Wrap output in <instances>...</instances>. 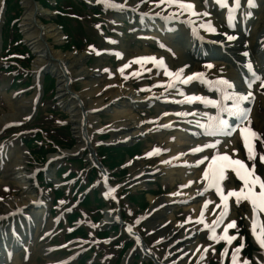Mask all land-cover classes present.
Wrapping results in <instances>:
<instances>
[{
	"label": "rangeland",
	"instance_id": "374dc122",
	"mask_svg": "<svg viewBox=\"0 0 264 264\" xmlns=\"http://www.w3.org/2000/svg\"><path fill=\"white\" fill-rule=\"evenodd\" d=\"M204 1L205 0H200V2H203V3ZM232 1L238 3L241 0H232ZM149 2L151 1L141 0L137 6L142 7L141 9L147 10L149 8V4H150ZM164 2L165 4H161L159 2H155V4L162 5V6H171V5H167V4H170L169 0H164ZM29 3L34 6L35 10L36 9L42 10V8L43 10L45 9L44 10L45 13L42 12L39 17L34 18L33 16L32 20H34V23L32 25L28 19H24L26 12H28L27 6L25 5L24 0H0V25H2L4 12L6 16L11 15V17H14V20L11 24L13 25L11 30L15 32H12L10 34V38H12L14 41H16V38L20 40V45L18 46L14 45V49H16L17 51L18 50L21 51L25 58V60H22L21 62L20 61L18 62L17 60L11 61V60L0 59V67L4 69L10 68L12 70V68L16 66L20 69L19 72L23 71L22 74L23 73L26 74V76L23 78L24 79L23 81L25 82L26 85L18 86L16 84L12 85V82H10L7 77H4V75L2 74L3 72H0V75L1 74L3 75V76H0V169L3 165V158L1 157V154L3 152L2 149L7 148L10 151L15 149L16 151L22 152L24 148L23 147L24 143L22 144L21 141L27 140L26 142H29L30 140H32L34 138V135H33V131H35L34 128H41L43 126H47L46 131H42L40 133L38 132L37 134L39 135L38 136L36 135L37 136L36 140H33L35 141L34 142L35 144L37 142V144L38 145L40 144V146H37L35 149L32 146L29 148L32 153L34 152L35 154H37L36 152H38L41 155V157L38 156L34 158L33 160L29 151L28 152L26 151L25 154H23L24 161H26L25 162L26 171L30 170V173L32 175L35 169L39 170L40 167H43V165L46 163V159L49 156L47 146H51V145L49 144V145L43 146L41 144L49 143V137H48L49 132H52L51 133L52 140H55L56 142L57 141L61 142V144L59 145L63 146L64 149H68L71 152V155L77 157L75 159L64 160L63 163L61 164L62 166L57 173V177L59 179H56V180H58L59 182L60 180H64L63 181L64 186L61 183H59V187L60 186H63V187L58 188L56 190L53 185L48 184V183L46 185L44 180L39 177L38 183L44 194H40L38 188L36 187L34 188L37 195H41L44 197L42 200H45L48 206L51 205L50 197H55L54 206H58V207H52V205L50 206L52 208L51 209L52 214L48 216L52 220L50 222V225H51L50 228L52 227L54 229V227H57V224L60 228L59 230L55 232V236H54L55 238L53 240L50 236L52 231L51 233L48 234L50 238L49 240L46 241V250H47L50 247H52V245L62 243L63 234L66 235V231L64 227L61 225V222H63L64 225L67 224V222H64V219H65L64 211L70 205L74 203L73 202L74 200H77L76 197H79L80 195L83 196L85 190H86V193L84 197H86V201L88 202V205H86V208L88 210L84 211V213L88 212L89 210H93L92 213L95 212L96 210L95 208L96 206L95 198L96 197L95 196L99 195L98 198H99L100 203L98 202L97 203L99 205L98 207H101L102 208L101 210L103 212L112 211L113 214L116 216L118 213L123 223L129 222L130 224H134V222L141 215V212L145 210L148 206H150L149 203H147V205L145 206H141L142 201H141V197H138V193L142 194V196L146 198H147V195H151L154 197L164 196L165 194L173 190H178L182 181L180 178H178L173 184H171L169 181V178L164 173L158 172L157 177H152L150 179H147L144 182L145 184L142 183L137 186L129 187L127 186L128 184L123 183L125 182L124 180H127L129 178V175H130L129 165L126 168L121 170L120 168H117L115 164L116 163L115 154L118 156L122 155L123 159L124 160L126 159L125 162H127L129 158L127 156L131 155V152H137L138 156L135 157L134 160L138 161L144 167L155 166L160 158V155L163 153V149L165 148V145H166V143L164 142L165 136L163 135H165L164 133H167L169 131L162 132L161 133L162 136L154 135L153 133H150V132H147L145 135H143L142 138L141 136H139L138 138L133 140L132 143L129 145L131 146L135 144L134 147H130L132 148L130 151L129 150H119V151L110 152V150H107V149L116 148V146L112 147L110 145H107V146H110V147H107L106 145L103 144V143L108 144L110 141L108 128L104 126L109 124L110 123L109 120L111 119L110 109L107 108L108 106L104 109L105 105H107V103L109 102L108 101L109 95L107 93L109 89L106 87L107 80L105 78L104 71L106 69H109L114 73V70L116 69V67L122 63L120 58L115 59L116 55L114 53H104V50H105L104 43L106 42L105 35L107 33L109 35H112L114 37L116 36L118 38L116 41H114V43H112V47L117 49L118 51L124 50L126 52L138 54L136 52L138 50L141 52H145L146 45L143 44L142 42L136 41V39L133 37L134 33H136V31H139V30H144V28L149 29V31H152L151 33L153 34V36L152 38H150V40L152 41H147V42L154 43L153 46L150 45L152 49H154V47H157L158 45L155 43L158 40V37H157V33L159 34V32L157 31L158 28L156 27L151 28V25H149V23L145 21L139 24L138 22L139 21L141 22V17L143 16L140 14L139 9L136 10V13L131 14L130 16L120 17L124 20V23L119 26L120 29L118 28L116 30L113 26V22L115 21L116 16L114 15L112 17L109 10L103 9V8L100 9L103 12L108 11L107 14L101 13L97 17L94 18L92 17V11L89 12L90 10H86V9L83 10L80 8L72 7L73 11H75L78 14H81L80 16L75 15V17L77 18L79 22L85 24L84 29L86 30V32L84 30L80 31L81 28L77 27L78 25L75 20H69L70 22L68 21V25L70 23L69 26L72 29L63 31L64 33L66 32L69 35V39H66L64 33L62 32L63 29L61 27L63 20H61V18L56 15V12L54 10L55 8L54 0H33V1L30 0ZM63 3L69 4V0H64ZM242 3L247 7V9H249L248 0H243ZM77 5L83 8L79 3L76 2L75 7H77ZM93 6L97 8L96 5H93ZM239 14L241 15L242 13H239ZM214 15H215V18L217 19L221 18L220 17L221 11L219 9H216V12H214ZM251 15H252V18H250L251 21L254 23L257 21L258 28L255 32L257 33V35H259L262 32V29L264 27V0H257V1L255 0V9L251 12ZM96 18L100 20H97ZM50 25H55L56 27H58L62 38L58 42V44L56 45L53 44V48L51 47L52 48L51 56L47 58L45 63H41V66H39L41 79L37 82L33 79L32 69H33V66L38 65L37 63L39 61V56H41V53H39L40 50L37 51L31 48L32 46H30L29 40L31 39L32 34L30 33H32L35 26H37L41 31H43L44 29L49 28ZM95 25H98V27H100L101 25V27L105 29V32L98 31L99 33L98 37H97V34L95 33V30L98 29V27H96ZM177 25H179V27L176 28L174 34L171 35L170 32L163 31V29H160L159 31L162 33H160L159 35L160 36L162 35L163 38H165L166 40L170 42V44L176 43L180 46L179 42H181L182 44H184L185 47H187L188 45H187V40L185 38L186 34L184 32V27L178 23ZM114 29L116 30V32L114 31ZM112 31L114 34L111 33ZM235 33H236L235 36L238 37L237 41H239V43L241 44L243 31L241 32L242 34L240 33L239 30H236ZM101 35L103 36V39ZM123 35H126V36H123ZM72 36L76 37L77 39L85 40V42L93 39L92 41H94L93 43H95L94 46L96 47V49L93 51V53H91L90 55H87L88 52H87V48H85L86 46L85 42H82V41L79 42L77 39H75V42H79V45H80L78 49L75 46L70 45L68 43V41L70 40V37L72 38ZM53 42H54L53 38H47L45 42L47 45L46 47L51 46ZM11 48H13V46ZM57 51H59L64 56L68 55L69 53L81 55L80 65L82 66L85 65V67L88 68V70H93L95 68H99V71L101 70V73L98 74L99 76L98 78L100 79V84L98 85L101 86L100 87L101 90L94 97V100L95 101L100 100L101 102L103 100L106 103L102 102L103 104L100 105V107L96 108L93 112L95 117L99 120V125L101 127H99L98 129L94 128V130L92 129L93 133H92V137H90L91 143L89 144V146L85 144L82 149L80 148L81 147L80 145L83 142L82 139L84 141L86 140L85 137L87 138V140L89 139L85 135L84 127L81 126L80 120L76 123V125L72 123L71 113L68 111V106H69L68 100L72 97V95L74 94L76 95L77 93H80L81 91L84 90L83 84H81L83 79L82 77H79V76H76V77L71 76V75L65 76V74L63 73L64 76H61L60 78L63 80L64 90H61V91L58 90L59 89L58 87L59 77L57 75L58 70H55V68L52 67L51 61L55 59V61L59 62L57 66L60 69L62 68V70L65 71V68H66L65 65H67L66 64L67 60H61L57 56H54L55 52ZM211 51H215V48H211ZM186 52L188 53V50H186ZM186 52L184 55H186ZM193 52L194 51H191L188 54V56L190 55L192 57L191 59L195 60L194 63H199L201 65V63L209 62V59H205V58L196 60L192 55ZM216 52H217L216 57L213 59L215 60L214 63H216L217 65L214 67L213 70H220V71L230 70L231 67L233 66L232 61L230 60V57L227 55L225 57L224 55H221V53H218V51H215V53ZM205 53H208V49L204 51L203 50L197 51V55L199 54L205 55ZM2 54L3 53H1L0 56ZM166 55H169V53H166ZM109 56L113 58H109ZM172 59L173 61H171V64L173 66L179 64L178 59L174 57H172ZM10 69H8L9 73H10ZM63 74L61 73V75ZM14 75L18 76L16 75L15 72H14ZM126 75L127 73L125 74V76ZM27 76L30 77L29 81H28ZM263 77H264V73H263ZM150 78H152V76H149L147 79H150ZM16 79L21 80L19 78H16ZM42 80L46 84V89L48 90L45 91V95H44L45 99H42L41 101L39 100L36 106L37 116L32 118L31 107L30 109H28L29 108L28 106L27 110L25 111L26 116L24 117V119L20 120L19 124H16V123L14 124V122H16V120L19 118L20 115H19V112L16 111L17 106L12 105L13 107L11 108L12 101L20 97L29 99L31 94L35 92L38 85H40V81ZM121 81L124 83H131L133 81H136L139 83V85H142L143 83L141 82V80L138 81L135 79H131L129 77L128 78L126 77V79H122ZM26 86H30V88L29 87L25 88ZM261 88H264V87H261ZM130 90L132 91L131 94H134V95L136 94L135 88L130 89ZM15 93L18 94V97L14 96ZM262 93L260 95V87H258V93H257L258 95L252 94L251 96L252 103L250 104V111H251L250 121L249 122L241 121L242 122L241 127L246 128L247 134H245V137H243L241 130H238L236 132L233 131L234 134H230L228 137L229 146H226V147H229V151H232V154L235 153L239 158L246 160L249 166L254 167L255 173L258 174L259 177L262 178V180L264 181V161L261 160V156H264V92ZM60 98L62 99V103L60 102ZM133 102L135 101H132V103ZM78 106L80 107V114H82V116L80 117H82V119H85L84 109L81 108V104ZM179 106L181 108L182 105L179 104ZM132 108H134L133 110H135L138 113L142 111L152 110L151 103L145 104L142 102L140 103L135 102ZM12 112L13 114L16 115L15 120L10 121L13 123V125H11L12 123L8 124L9 123L8 120H5V116L11 115ZM150 115H151V112L146 115L145 114L142 115V118L143 116L148 117ZM146 119H150V118H146ZM1 121H4V122H1ZM59 124L63 125L60 129L57 128V126H60ZM78 125L79 127H77ZM28 129L30 131H27ZM30 133H32V135H30ZM79 133H81V135H79ZM253 133H255V135H252ZM34 143H30L29 145H34ZM110 143H114V142L110 141ZM249 145L251 146L250 148L248 147ZM78 146H79V149H77V151H73L74 148ZM100 146L102 147L100 148ZM156 148H159L158 152H156ZM250 155L252 157L251 159H249ZM11 158H12L11 155L8 156L6 163H9ZM40 159H43V160L45 159V160L42 162H38ZM99 160L104 165H106L105 168L99 164L98 162ZM58 163H59L58 161L53 162L50 165V167L52 166V169L48 170L46 174L40 172L37 175L42 176L44 178L51 179L53 183L52 178L54 177H53V174L51 175L50 173L51 171L54 172L56 170L57 168L56 165ZM83 166L88 171L89 175L85 178L82 177V179L81 178L74 179V181L72 182L73 184V187H72L71 180L67 179V177L69 176L66 174L71 173L73 175L74 174L79 175L83 171L82 169ZM64 175H66L65 179H64ZM103 176L106 177V180L104 181H103ZM33 178L34 177L30 179V184L34 183ZM86 178H87V181H86ZM1 179L7 180V181L2 182ZM77 181L79 182L78 186L74 185ZM104 182H110L113 186H116L115 195L118 199L116 202H111L110 200H108L104 191H101L100 193L101 185ZM90 184H92L94 189L88 188ZM145 189L148 192L146 196L144 195L146 193L144 191ZM20 193H21L20 188L18 184L15 182V180L10 179V178H3L2 173H0V197L4 198V201H6L8 197L18 195ZM130 195H134V197L131 198ZM65 199L67 201H65L63 205L59 206L60 202L64 201ZM146 200L148 201V199ZM85 204L86 203L84 204L81 203L76 208L79 216L81 214L82 206ZM139 205L141 207L138 208ZM6 206H7V203H6ZM5 210H7V208ZM246 211H247V206L245 204H237L233 208H231L227 221L229 225H231L229 227V230L232 233H238V232L242 233L243 232V229L241 225L239 224V221L242 215H246L245 214ZM92 213L87 214L88 218L86 217L83 218L84 220L83 222L85 223V228L83 229L82 232H85V233L86 231H88V233L90 232L87 238H90L91 244L93 243L94 252L100 251V253L102 254L97 252L99 253V256H97V254L94 253L95 254L94 255L92 252V253H88L85 255V252L88 250L89 247L86 246V247H83L84 248L83 249L81 246L80 247L82 248L81 249L82 254L80 255L81 257H79V259H77L76 262L74 261L71 264H84L86 261H88V263H92V262L95 263L96 261L99 264L103 262L105 264H111L112 255L113 256L114 254L117 255V253L120 251L119 246L124 241V239L121 240V238H120L121 240L120 245L118 244V246L117 245L113 246L111 244H108L107 248H105L103 246L104 244L100 242L99 240L92 242L97 237L96 232L99 229H102L103 227L106 228V225H107L106 224L104 226H100L101 224L100 221H94L91 218V216L93 215ZM157 214L161 216V220L165 219L168 216V220L170 221V223H168L170 226L169 229L170 228L172 229L171 223H174L175 220L185 222L188 228L194 226L200 229L197 232L194 229H191L192 231L194 230V232H193V237L191 236L192 242L188 244L189 249L187 252L181 251L182 249H180V252L178 253H177V250H175L174 252L168 251L169 255H167L166 259L164 260L170 262V264H195L196 261H195L193 252L196 251V247L193 244V240L195 242V238H196L198 242L197 244L198 246L200 247L207 246L206 252H205V258H204V260L205 259L207 260L205 262L203 261L204 262L203 264H207L208 262L218 263V257H220V247L223 245L224 242H226V239H228L227 235H222V234L219 235V233L215 235L214 233L213 234L214 236L209 238L210 229L209 230L206 229L208 227L204 226L203 224H200L196 219H194L192 217L193 216L192 211L188 209H183V208L169 209L168 211L159 210V211H156L154 215L157 216ZM197 215L199 216L201 215V213L198 212ZM95 216L99 218L98 214H96ZM169 216H172V219H169ZM14 219L17 220V218L15 217ZM79 219H81V217ZM11 220H12L11 218L7 219L2 224L6 225L7 222L11 223ZM189 230L190 229H187V230L185 229L184 231L182 229L179 232H181V234H185L189 232ZM134 231L138 232L141 235H145L146 241L148 242V244H151L152 251H155L163 256L166 250V247L163 244L157 245L156 243L157 235L153 233L150 234L152 232L150 228H148L146 225L141 226L140 224H138L135 226ZM59 232H60V235H58ZM179 232H177L176 234H179ZM99 235H102V234H98V237H100ZM249 237H250V234H249ZM65 238H68V236H66ZM127 244L128 243H126V245ZM39 247H40L39 243H36L35 251H34L35 253L33 255V257H35V264H47L49 261H52V259H47L46 254H43V251ZM231 247L232 248H230V254H234L235 252L234 249H236L237 247L233 245ZM93 248L91 249V251H93ZM67 251H68L67 249L63 250V252H67ZM106 251H108L107 254H106ZM18 252H19L18 257L22 261H25L26 254L22 252L21 250H19ZM63 252H57V253L52 252V253H49V256L53 258L54 260H57V259H63L65 257H68L71 254V253H63ZM235 256L237 257L235 260L237 264H245V262L246 264H248L245 252L243 253L238 252ZM210 259L211 261H209ZM137 264H145V263H141L139 262V260H137ZM146 264H149V263H146Z\"/></svg>",
	"mask_w": 264,
	"mask_h": 264
},
{
	"label": "bare ground",
	"instance_id": "6f19581e",
	"mask_svg": "<svg viewBox=\"0 0 264 264\" xmlns=\"http://www.w3.org/2000/svg\"><path fill=\"white\" fill-rule=\"evenodd\" d=\"M25 5L27 6L28 12H26L24 19H28L31 23V25L34 23V20H32L33 16L34 18L39 17L41 13H45V9L42 10L34 8L33 5L29 3L30 0H24ZM114 4L119 3V7H125L128 8L135 6V1L139 0H111ZM179 1V0H174ZM198 1V0H197ZM229 3V0H227ZM191 5V9L187 10L183 7L179 8H169L162 9L159 7H151L150 11H148V14H155L159 17H162L167 20H173L178 21L177 19H181L183 21L182 25H186V33L188 35L189 41L188 46L185 47L184 44L180 43V46L176 43H173V48L176 51V53H180L178 55V59L180 63L178 64L175 72L172 76V81L170 83V87L167 91H163L161 95L165 100H168L173 105L179 103L180 101L184 102V109L182 112L175 111L174 108H169L168 110L162 109L160 106H154V111L156 112L155 116L152 118H157L155 123L152 124L150 127L147 125H144V121L140 119V114L138 112H134L133 109L129 106L128 95L131 93L129 88L126 85H122L120 81H115L114 76L111 74V72L106 73V77L111 82L109 84V98L110 102H108L107 106L110 109L111 113V119L109 120V124L107 125L108 129L110 130V138L109 140L112 142L115 141H126L133 139L136 136H139L140 134L144 133L145 131H152L156 132V135H161L160 132L162 131L164 126H168L170 128H178L183 127V129H176L172 132H170L168 135L165 136L164 142L166 143L164 150V155H162L157 163V165L154 168H145L138 166V162L133 161L131 162L130 171L131 174L129 176L128 182L131 184L138 183L140 184L141 181L149 175H151V172L156 169L164 173L168 178L171 184H173L178 178L181 179L182 183L181 186L177 191H173L168 193V195H165L163 198L159 197H153L148 195L147 199L149 202H151V208H154L161 203H172V202H178V201H184L187 203L185 208L192 209L194 214L196 215L200 207L205 211V220L203 223L210 227L211 229H215L217 224L214 217L209 214L210 207L214 205V201H212L210 198H208V193L211 190L210 188L204 187L205 182L207 180H210L214 176V167H215V161L211 159V156H219L223 153H226V146H229L228 139H221L215 136L216 134L219 135L221 132L218 130H223L224 128H227L228 126H224V124H221L220 121L223 119H220L218 117H215V114L219 112V108H212V107H205L200 104L198 99H192L191 101L188 100L189 97H201L203 99H210L218 102L223 107H227L230 105H233L235 101L233 100V95L228 92L227 88L230 87H236L239 88L241 95H244L247 91H250V94H257L258 93V87H260V95L262 92H264V88H261V83L263 80L262 73L264 72V36L263 33H260L257 35L255 32L258 28L257 21L254 23L252 27H250V30L248 31V35L244 36L241 40V44L234 39H225L220 38L217 36V34L220 31H223L227 29L228 23L227 20L221 19H215L213 15L214 7H211V5H217L218 3L215 0H207L206 3L202 6H199V4H195L194 0L184 3L183 5ZM238 7L237 5H231L225 6L224 13L225 14H231V22L234 23L235 14H237ZM168 17H175L174 19H169ZM120 24V21L117 22ZM249 23L245 22V27L247 28ZM155 27V26H154ZM208 27H211L214 29V31L207 30ZM153 28V27H152ZM32 37L29 40L30 46L34 50H40L39 53H41V56H39L38 65L33 66L32 72H33V79L35 81H39L40 78V67L41 63H45L47 58L51 56V49L53 48V44L56 45L61 40V34L58 27L55 25H50L49 28L44 29L41 31L37 26H35L34 30L32 31ZM216 35V36H215ZM148 36H151L149 33L140 34L138 37H144L147 38ZM231 36V35H230ZM229 36V37H230ZM247 37V38H246ZM47 38H53L54 42L51 44V46L46 47V40ZM115 39V38H113ZM217 40L222 41V44H224V47L227 49L224 55L230 56L233 58V66L230 70L224 71L223 73L217 72V71H211V67H209V72L206 73H199L196 70L198 68L195 67H189L188 59L185 57L186 50H200L204 47L202 46L205 41L210 40ZM243 40L246 42L244 44ZM168 41V40H167ZM165 39L160 40L161 44V50L155 52V60L162 61V66L158 69L154 70L157 75L164 74L165 64L167 61L165 60L164 53L165 49L170 44V42H167ZM181 41V40H180ZM45 43V44H44ZM169 43V44H168ZM52 47V48H51ZM187 48V49H186ZM151 49V48H148ZM164 49V50H163ZM138 52V51H137ZM128 53V52H127ZM125 51H122V58L127 61L128 59H131L133 57L132 55H128ZM138 56L141 55V53L138 52ZM136 55V56H137ZM61 60H67L65 65V71L60 69L57 65L59 62L55 61L53 59L52 67L55 68V70H58V82H59V91L64 90V84L63 80L60 78L61 76L71 75V76H79L82 77V83L84 90L80 93H77L76 95H72V97L68 100V111L71 113V121L74 125L80 120L81 126L84 127L85 135L88 137L89 140L85 137V141L82 139V144L80 145L81 149L86 144L89 146L91 143L90 137H92V129H98L101 127L99 125V120L94 115V110L100 105H102V102L100 100L95 101L94 97L97 95V93L101 90L100 79L96 74H99L97 71L98 69L88 70V68L85 67V65H80V58L81 55H76L73 53H69L68 55L64 56L59 51L55 52V55ZM68 56V57H67ZM188 56V55H186ZM67 58V59H66ZM212 63V62H211ZM211 63L208 64L211 66ZM247 71H255V73L258 75L257 77H260L261 79H252L249 78L246 81L242 80V75H246ZM61 73L63 75H61ZM198 74V75H193ZM189 77H191L189 79ZM69 78V77H68ZM196 79H200L203 81H208L209 83H212L211 85H202L201 90H193L192 86L195 84ZM222 79L223 81H227V83H223L222 85H218L215 83V80ZM187 80V82H185ZM65 81V79H64ZM41 84V83H40ZM260 84V86H259ZM157 87L156 84H152L150 86L151 89H155ZM221 90V91H220ZM257 91V92H256ZM157 91L150 92V95H157ZM263 94V93H262ZM140 95V94H139ZM250 98L249 95H245ZM228 97V98H227ZM222 98H226V101L219 100ZM32 98L26 99V98H18L17 100L12 101L11 108L14 106H17V110L19 112V115H26L25 111L27 110V107L30 105ZM60 102L62 103V99L60 98ZM242 102V105H246L248 100L240 101ZM81 104V108L84 109L85 119H82V114H80V107L78 105ZM239 104V106H242ZM10 107V106H9ZM226 113V115H230L228 110L223 109ZM17 112V113H18ZM161 113V114H160ZM16 117L15 114L5 116V120H14ZM225 121V120H223ZM250 119L248 120V122ZM4 122V121H1ZM198 123V127L191 126V123ZM187 123V124H186ZM83 124V125H82ZM218 126H221L220 129L216 130ZM76 127V126H75ZM79 127V125L77 126ZM239 127L238 125L236 128ZM103 128V127H102ZM189 129V132H194L197 130V137L191 138L189 137V132L187 131ZM198 128V129H197ZM195 129V130H194ZM229 129V128H227ZM216 130V131H215ZM215 131V132H214ZM242 134L245 135L246 128L241 127ZM216 133V134H215ZM81 135V133H79ZM208 137L210 139L208 142H205L204 140ZM109 141V142H110ZM205 145H212L211 147H205ZM199 147V151H191L192 149H195ZM79 149V146L74 148L73 151H77ZM61 152H69L65 150H61ZM6 156L11 155L12 158L10 159L9 163L6 164L5 167L2 168L3 176L6 178H10L15 180V182L18 184L19 188L22 190L20 195H14L12 198H7L5 201L7 203L0 204V213L8 210H14L16 208L20 207H31L30 203L37 200L38 197L33 193V186L28 183V172L26 171V165L23 157V153L21 151L12 150L9 151L8 149H5V151L2 153ZM58 153H51L49 156L50 158H56ZM91 157V156H90ZM231 161H234L230 155H227L226 163L224 164L222 168L223 177L220 179V181L217 182V184L214 187H219L222 185H226V178L230 176H235L237 172L232 169ZM199 162V163H197ZM50 174H53L51 171ZM2 182H6L7 180H2ZM57 183V180L55 181ZM203 184V185H202ZM264 184L261 179L252 177L251 181L245 182L244 184L240 185V187L237 189V200L240 202H245L248 204V210H247V218L249 224L252 225L255 222V225H260L257 223L258 220H260L261 224L264 225V221L262 219L261 210L257 208L255 205L257 201L262 200L264 202V193H262L260 185ZM110 189H113L112 186H109V189L106 188L107 195L110 194ZM246 194L248 195L246 197ZM5 204V205H4ZM226 210L229 207V204L226 203ZM47 214L46 209L44 206L41 205V208H38L33 213H29L26 217H22L20 222V229L22 232H19L18 228H16V225L13 224L10 227L0 228V240L1 242L6 245L7 243L9 245L5 246V249H0V264H35V257L34 251H35V243H38V236L37 232L39 231L41 224L44 220V216ZM114 214H111V212H107L104 216V221H110L113 218ZM158 218L154 221H158V224L164 223V221L168 220V216L161 220V217L159 214H157ZM47 217V216H46ZM172 216H169V219H171ZM34 219L37 220L35 221ZM46 219V218H45ZM46 223L43 225V229L46 230L50 225L51 220L48 218V220H45ZM154 225H149L151 230L155 227V223L152 220H149ZM224 225L221 227H224L225 229L228 227L227 223L225 222V219H223ZM175 224V223H173ZM170 226L165 227L163 231L171 232L172 229L176 230L177 232L180 231V229L174 228V226L170 228ZM176 227V226H175ZM13 229V233H10L9 235H5V231L8 232ZM5 230V231H4ZM169 230V231H168ZM161 231V230H160ZM162 232V231H161ZM155 233L165 238L169 237L170 235L163 233L162 236L159 235V230L157 229ZM13 234L14 237L12 241L10 240V235ZM24 234V235H23ZM45 232H38V235L44 236ZM187 233L181 234H174L169 241V244H175L178 248H185L184 250H188L189 246L188 244L192 242L191 239H182L186 236ZM16 235V236H15ZM45 237V236H44ZM260 241H264V234L260 236ZM193 244L195 247L197 246L198 242L195 238V242L193 240ZM2 245V246H4ZM40 246V243H39ZM1 247V245H0ZM14 247H19L25 250L26 253V260L22 261L16 253H13ZM41 247V246H40ZM141 250L143 248L146 249L145 246H140ZM187 247V248H186ZM42 248V251L45 252V250ZM264 248V247H263ZM175 247L170 249V252H174ZM48 255V254H47ZM155 255V254H154ZM196 261L199 262L202 260V255L200 251L195 252ZM47 259H53L50 256H47ZM257 259L259 262L264 264V255H257ZM64 260V259H63ZM63 260H52L49 261L48 264H62ZM155 261L158 264H163L162 257L157 253L155 255ZM201 263V262H200Z\"/></svg>",
	"mask_w": 264,
	"mask_h": 264
},
{
	"label": "snow or ice",
	"instance_id": "6c2138e0",
	"mask_svg": "<svg viewBox=\"0 0 264 264\" xmlns=\"http://www.w3.org/2000/svg\"><path fill=\"white\" fill-rule=\"evenodd\" d=\"M170 2H174V0H170ZM248 2H249L250 5L252 4V0H248ZM181 7L185 8L187 10H190L192 6L189 4V5H181ZM249 15H250V13H249ZM207 30L214 31V29H212L211 27H208ZM229 39H234V37H229ZM139 59H152V58L149 57V58H139ZM209 67H210V65H209ZM193 75L195 76V75H198V74H193ZM190 78L191 77H189V79ZM256 79L259 80L261 78L260 77H256ZM185 82H187V80H185ZM220 83H227V81L221 80ZM261 87H264V81H262ZM192 99H203V98H201V97H189L188 98L189 101H191ZM234 99H235V103L233 104L232 108H234L237 112H243V109H241L239 107V103H240V101L247 100L248 97L245 96V95H241V94L237 93V94H235ZM208 103H212V101H208ZM229 114H235V113L232 112V111H230ZM220 123L221 124H224L225 126L227 124V122L226 121H223V120L220 121ZM252 135H255V133H253ZM211 146L212 145H205V147H211ZM199 150H200L199 147H197L195 149H192L191 151H199ZM251 158L252 157L250 155L249 156V159H251ZM214 159H215V157H214ZM224 159H227V157H224ZM261 160L264 161V156H261ZM197 163H199V162H197ZM233 163H235V164H241L240 161H233ZM241 167H243L242 164H241ZM260 187H261L262 193H264V184H261ZM232 194H233L232 192H229V195H232ZM229 226H231V225H229ZM261 246L264 247V241L261 242ZM245 264H246V262H245Z\"/></svg>",
	"mask_w": 264,
	"mask_h": 264
},
{
	"label": "trees",
	"instance_id": "16d2710c",
	"mask_svg": "<svg viewBox=\"0 0 264 264\" xmlns=\"http://www.w3.org/2000/svg\"><path fill=\"white\" fill-rule=\"evenodd\" d=\"M11 19V15L10 16H8V20H10Z\"/></svg>",
	"mask_w": 264,
	"mask_h": 264
}]
</instances>
